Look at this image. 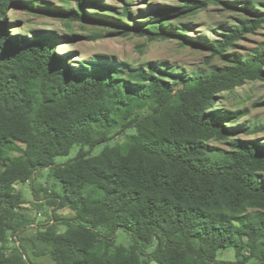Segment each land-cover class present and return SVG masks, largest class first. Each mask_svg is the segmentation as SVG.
<instances>
[{
	"label": "trees",
	"instance_id": "trees-1",
	"mask_svg": "<svg viewBox=\"0 0 264 264\" xmlns=\"http://www.w3.org/2000/svg\"><path fill=\"white\" fill-rule=\"evenodd\" d=\"M96 1L75 0L79 8ZM12 4L0 0V240L6 232L18 237L27 227L17 211L15 183L52 169L60 190L48 196L49 204L75 213L67 233L48 240L56 264H144L143 257L158 264H231L217 259L223 250L235 252L234 264H264V145L234 140L229 151L210 146L235 134L225 123L231 119L233 125L236 114L214 109L218 94L244 81L264 82V45L246 59L227 54L264 26L257 9L264 5L231 4L245 21L207 48L226 66L184 75L153 64L125 72L102 61L76 70L56 53L53 36L9 38L1 19ZM210 4L228 5L184 0L180 9H161L134 26L82 9L60 16L198 48L168 19ZM128 13L125 7L123 15ZM121 135L126 144L92 155ZM11 145L24 146L22 154L6 156ZM75 147L80 150L74 159L55 164ZM120 231L131 238L130 248L116 245ZM25 253L21 246L15 258L0 264H21Z\"/></svg>",
	"mask_w": 264,
	"mask_h": 264
},
{
	"label": "rangeland",
	"instance_id": "rangeland-1",
	"mask_svg": "<svg viewBox=\"0 0 264 264\" xmlns=\"http://www.w3.org/2000/svg\"><path fill=\"white\" fill-rule=\"evenodd\" d=\"M12 3L6 16L1 19L8 29L9 38L30 42L53 36L57 40L56 53L68 60V64L76 70L83 69L85 63L102 61L120 65L125 72L146 69L153 64L164 66L169 74L198 75L208 73L212 67L226 66L218 57H212L207 48L223 41L230 31L245 21L246 17L231 4L237 3L239 7L246 3L250 6L255 3L264 5V0H227L228 5L210 4L204 11L168 19L173 29L186 30L188 39L205 46L198 48L181 45L176 40L150 41L134 34L125 36L122 35L125 29L119 27L71 22L60 16L82 9L93 16L115 19L121 25L134 26L151 21L161 9H180L184 0H97L95 3L87 2L82 8H79L75 0H12ZM23 5H31L33 10L26 11ZM125 7L129 9L127 16L123 15ZM257 9L264 13V7ZM263 45L264 26L255 33L244 35L227 54L246 59ZM214 109L236 114L237 117H233V125L228 123L231 119L225 123V127L235 128L234 136L228 141L213 139L210 146L229 151L234 140L264 145V129L253 132L255 128H264L263 81H244L232 90L223 91L218 94ZM134 132L131 130L127 134ZM127 141L126 135L118 136L107 145L98 147L92 155H98L106 147L123 146ZM23 149L24 146L11 145L6 148L5 155L18 157ZM79 150V147H75L68 156L57 158L55 164L68 163L77 156ZM51 173L52 169H43L36 172L30 181L15 183L14 192L21 197L17 211L24 216L27 227L18 237L11 232L5 233L4 239L0 240V260L15 258L23 246L26 253L21 264H56L50 255L48 240L52 236H64L73 224L75 213L68 208L58 209L49 204L48 196L60 190ZM116 245L130 248L132 240L120 231ZM147 252L151 253L152 250ZM217 259L234 264L235 252L220 251ZM142 260L144 264H158L145 257Z\"/></svg>",
	"mask_w": 264,
	"mask_h": 264
}]
</instances>
